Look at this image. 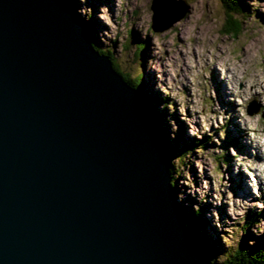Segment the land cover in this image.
<instances>
[{"label": "water", "instance_id": "1", "mask_svg": "<svg viewBox=\"0 0 264 264\" xmlns=\"http://www.w3.org/2000/svg\"><path fill=\"white\" fill-rule=\"evenodd\" d=\"M169 5L152 0L154 31L184 16ZM169 170L139 90L65 2L0 0V264H209Z\"/></svg>", "mask_w": 264, "mask_h": 264}, {"label": "rangeland", "instance_id": "2", "mask_svg": "<svg viewBox=\"0 0 264 264\" xmlns=\"http://www.w3.org/2000/svg\"><path fill=\"white\" fill-rule=\"evenodd\" d=\"M63 1L67 8L73 2L71 11L98 48L110 51L121 72L141 76L145 98L158 100L164 121L157 132L171 142L178 201L186 212L201 207L218 240L217 259L245 236L249 245L263 246L264 188L258 177L264 179V161L245 147L256 145L258 135L264 138V97L252 92L264 78H248L264 72V0H242L244 12L234 16L242 23L238 36L226 32L228 16L221 0H169L162 20L183 11L184 16L165 31H154L152 0ZM251 108L257 112L250 114ZM193 140L207 142L203 149L182 154L184 144ZM260 148L264 151L263 143ZM252 212L262 217L242 232L237 225ZM205 230L199 235L214 242Z\"/></svg>", "mask_w": 264, "mask_h": 264}, {"label": "trees", "instance_id": "3", "mask_svg": "<svg viewBox=\"0 0 264 264\" xmlns=\"http://www.w3.org/2000/svg\"><path fill=\"white\" fill-rule=\"evenodd\" d=\"M73 3V2H72ZM72 3L67 2L68 6H70L69 8L72 9L73 11H75V8H73ZM221 3L223 4L225 10L227 11V24H226V32H228V34L230 35H236L238 36L240 29H242L241 25L242 23L239 21V19H234V16L236 15H240L242 12H244L245 9V4L243 3L242 0H221ZM75 6V5H74ZM88 28V27H87ZM93 45L94 47L102 54H107L111 61L113 62V66L114 68L117 70V72L119 74H121L124 79L128 82V84H130L132 87L136 88L139 90L140 95H141V99L143 100V102L145 103V105L147 106V108L150 110L152 116H153V121L154 124L159 128L163 127V124H161V122L164 121V119H161L162 115H161V111L158 108V100L157 102H153V99L151 97H146L143 94V86L141 85V76H138V78H131L128 74L126 75L125 73L121 72L117 65L114 62V59L112 57V54L110 53V51H103L101 49L98 48V45L96 43V41H93ZM146 43L145 41L139 43L137 45V50H138V54L140 51H142V49L145 47ZM155 105L157 107L158 113L155 110ZM161 116V117H160ZM167 123V122H166ZM165 125V124H164ZM167 129H169V125L167 126ZM163 130V129H162ZM164 131H167L166 129H164ZM162 132V139H164V142L167 146V148L169 149V152L171 154V148H170V144L171 142H167L168 139L166 137V135H164V132ZM160 134V133H159ZM161 135V134H160ZM208 139V138H206ZM207 142V141H205ZM203 141H196L193 140V142L191 143H185L183 148L180 150V152L183 154L184 150L186 152H192L194 149L193 147H197L200 149H203L206 145V143ZM233 144V146L235 145V147L237 146V143L235 141H233L231 143V145ZM171 157V156H170ZM225 156L219 157L218 160H224ZM172 164H171V159H170V174H171V178H172V184H173V188H174V198L175 200H177L178 195H177V186L176 183L173 182V175H172ZM177 209L179 210L180 214H181V218L183 221L184 226L186 227V229L188 231H190L194 237L196 238L198 244L200 246H202L201 248L203 249L204 253H206V255H208L211 259V264H264V245L263 246H252L249 245L248 243V238L249 236H245L244 241H240V243H237L238 246L236 248H233L232 250L227 252H224L222 255H224V258L222 259H218L219 261L217 262V256H218V252H219V248L217 246V244L215 242L212 241H208L209 239H206L203 234L199 235V231L201 234V229L205 228L207 229V225H208V221L207 219L204 220V217L202 215V210L197 209L196 212L190 211V212H186V209L184 208V206L181 203H178V207ZM258 213H252L250 215H248L247 217H249V219L247 220L246 223V227H243V230L245 231H249V226L251 224H254L257 220H258ZM206 231V230H205ZM199 236H201L203 239H206L208 242H203ZM220 242V241H219ZM223 260V261H222Z\"/></svg>", "mask_w": 264, "mask_h": 264}, {"label": "bare ground", "instance_id": "4", "mask_svg": "<svg viewBox=\"0 0 264 264\" xmlns=\"http://www.w3.org/2000/svg\"><path fill=\"white\" fill-rule=\"evenodd\" d=\"M223 30V29H222ZM262 65V64H261ZM263 68H264V63H263ZM233 74V79L234 80H239V77L237 76V74H234V73H232ZM253 77H256V79L259 81L261 78H264V72L263 71H258V72H256V73H252V74H249L248 75V78H253ZM242 80V79H241ZM243 81V80H242ZM225 91H227L226 89H225ZM230 91V89H228V91L226 92V93H228ZM252 91V90H251ZM250 91V92H251ZM249 92V93H250ZM253 94H258L259 96L261 95L262 97H264V80H261L260 82H258L257 84H256V86L255 87H253ZM140 93V92H139ZM141 102H142V104L146 107V109L148 110V114H149V116H150V118H151V121H152V124H153V126L155 127V129L156 130H158V127L154 124V121H153V116H152V114H151V112H150V110L147 108V106L145 105V103L143 102V100L141 99ZM252 109V108H251ZM161 117V116H160ZM162 119V118H161ZM161 124H162V122H161ZM259 130V129H258ZM257 130V131H258ZM240 131H242V129L240 128ZM260 131V130H259ZM263 132H264V127H263ZM262 132V133H263ZM246 133V132H245ZM158 134H159V132H158ZM245 135H247V134H245ZM259 137H260V135H258ZM159 137H160V139H161V141L163 142V144H164V146H165V148H166V150H167V152H168V155H169V158H170V156H171V154H170V152H169V149L167 148V146H166V144H165V142H164V139H162V137L160 136V134H159ZM259 137H257L256 136V138H257V141H256V145H250V147L249 148H247V146L245 147L244 145V147L247 149V150H250L251 151V149L253 148L255 151H256V154H255V156H256V159H259V158H261L263 161H264V151L260 148V144L261 143H263L264 144V138H259ZM250 138V137H249ZM244 139V138H243ZM250 143V142H249ZM237 145H238V143H237ZM246 145V144H245ZM236 147H238V146H236ZM243 147V148H244ZM182 149V148H181ZM198 149H200V148H198ZM259 157V158H258ZM255 161V160H254ZM254 161H252V163L254 162ZM170 176H171V174H170ZM258 180H259V183L263 186V188H264V179L262 178H259L258 177ZM171 181H172V178H171ZM172 183V182H171ZM172 186H173V184H172ZM174 189V188H173ZM173 195H174V192H173ZM174 200H175V198H174ZM177 203H179V201H178V198H177V200H175ZM178 205V204H177ZM197 209H199V208H197ZM200 209H201V207H200ZM202 210V209H201ZM179 211V210H178ZM253 214L255 213H258L259 215L257 216L258 217V220H259V218L260 217H262V213H259V212H252ZM252 213H249V214H247V216L248 215H250V214H252ZM202 215L204 216V214H203V212H202ZM245 217V222H244V224L243 225H237V227H239V229L242 231V232H244V230H243V227L245 226L246 227V223H247V220L249 219V217ZM206 218H204V220H205ZM258 220L255 222V223H257L258 222ZM207 221H208V223L210 224V221H209V219H207ZM254 223V224H255ZM252 226V224L249 226V231H250V227ZM207 227H208V229H206V231L204 232V234H206V232L209 234V236H210V234L212 235V237H210V238H213V239H215V237H214V234H213V231H212V229H211V226L209 227V225H207ZM186 228V227H185ZM188 231V230H187ZM246 231V230H245ZM189 233H191L190 231H188ZM192 234V233H191ZM218 237V236H217ZM196 239V238H195ZM212 239V240H213ZM248 240V239H247ZM214 242L215 241H218V240H213ZM196 243H197V240H196ZM198 244V243H197ZM199 245V244H198ZM230 247H229V249H228V251H230V250H232L233 248H236L237 246H238V244L236 243V244H234V245H229ZM199 247H201L200 245H199ZM202 249V248H201ZM203 250V249H202ZM204 252V251H203ZM206 254V253H205ZM225 255V254H224ZM219 260L220 259H222V258H218ZM217 259V260H218ZM207 260H208V262H209V264H211V259H210V257L207 255Z\"/></svg>", "mask_w": 264, "mask_h": 264}]
</instances>
